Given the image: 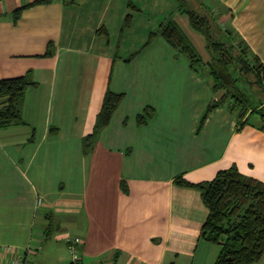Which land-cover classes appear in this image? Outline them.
<instances>
[{
  "label": "crops",
  "instance_id": "0c3cea01",
  "mask_svg": "<svg viewBox=\"0 0 264 264\" xmlns=\"http://www.w3.org/2000/svg\"><path fill=\"white\" fill-rule=\"evenodd\" d=\"M116 1L0 0V79L28 73L35 82L20 106L25 124L0 129V249L22 254L52 218L83 239L82 264H214L221 246L199 231L208 208L196 188L173 181L211 180L235 165L264 182L261 120L240 125L222 105L199 125L224 90L213 92L211 79L162 36L141 46L158 27L150 30L145 14L170 11L162 20L175 21L207 62L204 36L176 0H119L122 13ZM189 1L209 9L264 64V0ZM26 4L14 21L12 10ZM120 18L113 42L111 23ZM49 42L52 54L44 55ZM107 89L123 98L85 152L83 137L93 132ZM145 108L153 115L138 124ZM9 255L0 251V262ZM250 264H264V256Z\"/></svg>",
  "mask_w": 264,
  "mask_h": 264
},
{
  "label": "trees",
  "instance_id": "16d2710c",
  "mask_svg": "<svg viewBox=\"0 0 264 264\" xmlns=\"http://www.w3.org/2000/svg\"><path fill=\"white\" fill-rule=\"evenodd\" d=\"M51 0H33L31 4L49 2ZM178 9L187 15L189 25L194 31L200 32L206 43L209 60L204 62L201 55L185 33H182L173 20H162L155 31L149 32V40L162 36L168 45L175 49L177 54L186 56L188 66L196 74L211 79L210 88L213 92L224 90L217 100H212L203 112L199 125L204 121L211 109L218 106L225 108L236 115L238 124L247 123L249 115L259 114L264 131V97L254 99L264 94V64L259 57L250 53L248 44L226 28L217 23L214 14L200 8L189 0H176ZM192 6V7H188ZM30 5H22L11 12L14 21L19 18L21 10ZM133 9L134 6L131 5ZM131 15L127 14L124 23L129 24ZM52 42L47 45L44 55H51ZM131 57V56H130ZM247 83V88L245 84ZM30 74L0 79V129L24 125L20 106L25 90L34 86ZM123 98L121 93L105 91L101 108L96 115L93 132L83 137V149L89 152L93 149L95 139L100 129L110 121V117L117 109ZM153 109L145 108L137 115V123H145L151 118ZM247 115V116H246ZM244 119L239 122L240 119ZM34 133L31 130L29 141H33ZM174 184L196 188L202 202L208 208L204 224L200 228V238L214 244H219L221 250L214 264H250L259 261L264 256V182L253 177H247L238 171L235 165L219 170L211 180L202 182H187L182 176L174 178ZM120 188L128 192L124 181ZM54 220H47L44 230L45 238L50 236ZM81 256V255H80Z\"/></svg>",
  "mask_w": 264,
  "mask_h": 264
},
{
  "label": "rangeland",
  "instance_id": "374dc122",
  "mask_svg": "<svg viewBox=\"0 0 264 264\" xmlns=\"http://www.w3.org/2000/svg\"><path fill=\"white\" fill-rule=\"evenodd\" d=\"M76 2H79V5L83 4L84 2H82V0H75ZM119 0L116 1V7L118 8V12L122 13V9H123V4H125L126 0H123V4L122 2H118ZM172 3L174 4V0H172ZM190 5H192V3H189ZM188 7H192L189 6ZM166 10V9H165ZM170 11L166 10V13L164 12L163 15L162 13H157L155 11H150L148 10V12H146V22L149 23V29H155L158 24L160 23L159 21L162 20L164 17H166L167 15L170 16V14L168 13ZM120 13H116V15H119ZM167 14V15H166ZM97 15V14H95ZM168 16V17H169ZM167 17V18H168ZM93 18V17H92ZM123 18H120L118 20V23H115V20L113 19L112 21V26L110 28V32H112V38H110L113 42L116 41V39L118 38V31H119V26L121 25ZM158 20V21H157ZM106 20H103V23ZM156 25V26H155ZM220 25L222 28H224L225 26H223V24H218ZM152 28H151V27ZM140 37V35H139ZM102 40H104V37L102 36L101 38ZM140 40V39H138ZM137 40V41H138ZM140 42V41H139ZM139 44V43H138ZM122 45V44H121ZM125 46H127V43H125ZM183 60L187 59L186 56H183ZM245 88H247L249 90V88L247 87V83L245 84ZM264 94L262 97L258 96L256 99H254L255 102H253L254 104L257 103L258 99H263ZM260 121L259 118V114H252L248 117V122L252 123V124H258V122ZM53 226L51 229V234L49 237L45 238L44 235V230L46 228V224L44 225V227L42 228V230H40V232H38V235L35 237V233L33 235V239L31 241V243L29 244L30 246V251L27 254V264H65L62 261L59 260L60 256H65V258L68 259V253H67V249L64 246L63 242L60 240L59 236L64 235L65 231L67 232V230L65 229V226H59L56 221H53ZM59 226V227H58ZM61 228V229H59ZM68 235L70 237H72L71 233L69 234V231L67 232ZM22 253L24 254L25 251H22ZM96 263V260L93 261L92 259L88 258V261H83V264H93Z\"/></svg>",
  "mask_w": 264,
  "mask_h": 264
},
{
  "label": "built area",
  "instance_id": "2783aa9c",
  "mask_svg": "<svg viewBox=\"0 0 264 264\" xmlns=\"http://www.w3.org/2000/svg\"><path fill=\"white\" fill-rule=\"evenodd\" d=\"M63 240L67 249L69 264H82L80 256V246L83 243V239L79 236L70 237L68 235H65ZM0 251L10 253L7 258H4L6 259L5 262L2 263L1 261L0 264H27V254L30 251V246L26 247L24 254H16L12 250H10L9 247H6L5 249L3 248L2 250L0 249Z\"/></svg>",
  "mask_w": 264,
  "mask_h": 264
}]
</instances>
